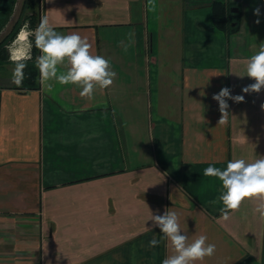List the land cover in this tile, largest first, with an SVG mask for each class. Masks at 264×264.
Wrapping results in <instances>:
<instances>
[{
    "label": "crops",
    "instance_id": "crops-1",
    "mask_svg": "<svg viewBox=\"0 0 264 264\" xmlns=\"http://www.w3.org/2000/svg\"><path fill=\"white\" fill-rule=\"evenodd\" d=\"M216 3L229 5L235 29L214 24ZM37 7V26L47 15L57 32L88 37L117 75L89 101L73 85L43 91L39 71L37 88H19L9 61L0 68V264H162L167 242L148 247L161 232L146 221L149 209L166 208L180 213L189 236L216 245L203 264H264L256 202L219 220L222 205L210 202L221 182L203 175L209 165L264 156V89L243 93L255 81L240 77L264 42V0ZM224 87L245 100H227L228 122L219 124L212 97Z\"/></svg>",
    "mask_w": 264,
    "mask_h": 264
},
{
    "label": "clouds",
    "instance_id": "clouds-1",
    "mask_svg": "<svg viewBox=\"0 0 264 264\" xmlns=\"http://www.w3.org/2000/svg\"><path fill=\"white\" fill-rule=\"evenodd\" d=\"M254 15L259 17L260 9L254 10ZM257 24L260 20L255 21ZM29 28L25 22L21 28L24 33ZM29 39V52L25 56L12 57L14 68L11 80L17 87L23 84L27 60L31 59L30 48L39 50L35 59V67L39 71L41 89L51 93L53 82L60 85H73L79 89V96L91 101L96 93H103L115 80L117 73L113 70L110 59L98 55L88 37L72 32L62 34L57 32L49 21L47 15H42L39 25L27 33ZM134 33H129V43L133 41ZM126 52L129 45L124 44ZM245 74L255 82L244 87L243 93H259L264 89V42L259 44L258 51L245 61ZM201 94V93H200ZM201 95H205L202 91ZM213 100L219 104L221 118L219 124H226L229 117V104L227 100L236 103L244 102V95H231L229 88L224 87ZM264 109V104L261 105ZM205 177H214L221 182V192L212 205L221 204L219 220L228 221L231 213L238 211L246 200L255 201L253 213L258 214L264 222V156H259L252 161L244 158L229 160L226 167L221 169L209 165L203 170ZM148 221L152 228L158 227L161 239L153 237L148 247L155 248L161 240L167 242L169 255L163 259L162 264H203L206 257H212L216 252V245L208 242V237L195 232L187 234L188 229L181 222V215L176 210L166 208L163 214H154L149 209ZM185 223V222H184ZM186 224V223H185ZM146 227V230H152Z\"/></svg>",
    "mask_w": 264,
    "mask_h": 264
},
{
    "label": "rangeland",
    "instance_id": "rangeland-1",
    "mask_svg": "<svg viewBox=\"0 0 264 264\" xmlns=\"http://www.w3.org/2000/svg\"><path fill=\"white\" fill-rule=\"evenodd\" d=\"M37 4L38 0H16L12 10L11 14L6 22V26L0 30V51L2 53V50L5 53V57L7 62V71L11 72L14 68V63L10 59L11 53L10 50L15 47L17 44L16 42L19 41V38H24L22 42H24L23 46L25 47V54L29 52V37L27 35L28 31L34 30L37 25L34 27L32 26V19H34V23L37 24L38 22V11H37ZM29 22V28L25 30L24 33H21V28L25 24V22ZM33 28V29H32ZM16 32V33H15ZM15 35V38L12 40L13 34ZM12 40V42H10ZM11 255V254H10ZM4 260V258H3Z\"/></svg>",
    "mask_w": 264,
    "mask_h": 264
},
{
    "label": "trees",
    "instance_id": "trees-1",
    "mask_svg": "<svg viewBox=\"0 0 264 264\" xmlns=\"http://www.w3.org/2000/svg\"><path fill=\"white\" fill-rule=\"evenodd\" d=\"M232 15L233 14L229 12V5H227V3H216L214 5L213 21L217 27L226 28L229 30L235 29L236 26H230V21H231L230 16ZM34 19L35 17H33L31 21L32 22L31 27H34L35 25H37L34 23ZM15 33L13 34L11 38L12 40L15 38V35H16ZM3 52H4L3 50H2V53L0 51V68H2L7 63V60H8L6 59L7 57H5L6 54ZM38 53H39V50L36 49L33 44V46L30 48L31 59L26 61L28 66L25 69V79L23 81V84L19 88H23V89L37 88L38 69L35 67V59Z\"/></svg>",
    "mask_w": 264,
    "mask_h": 264
},
{
    "label": "flooded vegetation",
    "instance_id": "flooded-vegetation-1",
    "mask_svg": "<svg viewBox=\"0 0 264 264\" xmlns=\"http://www.w3.org/2000/svg\"><path fill=\"white\" fill-rule=\"evenodd\" d=\"M15 2L16 0H0V30L6 26Z\"/></svg>",
    "mask_w": 264,
    "mask_h": 264
},
{
    "label": "bare ground",
    "instance_id": "bare-ground-1",
    "mask_svg": "<svg viewBox=\"0 0 264 264\" xmlns=\"http://www.w3.org/2000/svg\"><path fill=\"white\" fill-rule=\"evenodd\" d=\"M23 39L24 38H19V41L16 42L17 45L10 50L11 58L14 56H21V57L24 56L25 47L23 46V44H24V42H22Z\"/></svg>",
    "mask_w": 264,
    "mask_h": 264
},
{
    "label": "water",
    "instance_id": "water-1",
    "mask_svg": "<svg viewBox=\"0 0 264 264\" xmlns=\"http://www.w3.org/2000/svg\"><path fill=\"white\" fill-rule=\"evenodd\" d=\"M233 10V9H232ZM234 11H237V8H234Z\"/></svg>",
    "mask_w": 264,
    "mask_h": 264
}]
</instances>
